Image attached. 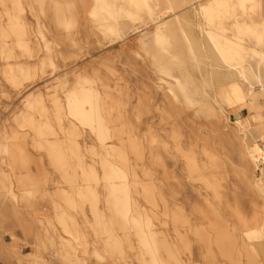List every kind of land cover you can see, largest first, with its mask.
I'll return each instance as SVG.
<instances>
[{
  "label": "rangeland",
  "instance_id": "1",
  "mask_svg": "<svg viewBox=\"0 0 264 264\" xmlns=\"http://www.w3.org/2000/svg\"><path fill=\"white\" fill-rule=\"evenodd\" d=\"M50 1L52 2L44 8V12L38 6L34 11L35 15L24 3L28 40L32 47L39 49L33 58L29 59L15 45L17 40L15 37L0 39V45L5 43L12 48L15 56L6 59L0 55V143L7 142L9 145L22 146L29 157L28 168L19 169L16 174L9 172L10 170L1 163L0 157V264H30L28 260L34 255L52 264H68L60 254L61 237H70L64 233L63 226L57 220V214L60 211L73 217L76 226L83 234V238L74 244L76 256L83 259L85 264H143L138 260L140 250L134 234L130 235V244L133 248H130L125 241L123 242L126 252L124 260L106 253L104 249L106 235L95 232V216L89 201L81 202L75 198L78 203H83V211H81L79 207L72 208L63 198L64 192L75 193L78 184L83 185L82 179H76V184L69 183L64 172L52 165L46 152L39 150L37 147L39 138L34 132L28 127H21L23 122L21 116L27 111L26 98L33 94H41L44 105L49 110L50 126L56 134L46 137L48 140L59 139L64 142L68 137L59 127L58 122L53 119L54 100L58 99L61 104L65 103L66 94L75 87L78 75L94 79L95 87L103 95L111 96L110 98L114 101L121 100L127 103L126 107H119L120 112L127 114L128 119L125 121L129 122L138 141L146 148L143 160L133 154L129 155L138 180L147 182L145 172L148 171L152 182L158 186L162 169L148 151L151 147L155 155L162 153L160 142H165L169 152L164 153L168 168L167 180L174 193L173 198L172 196L169 198L189 217L193 227L208 226V223L202 220L199 211L209 212L207 200H210L220 209L231 232L236 235L237 251H234L232 255L236 258L234 259L224 255L217 245H214V238L210 248L194 233H190L182 242L175 243L180 249L178 258L181 264H264V236L260 234L249 238L246 235L248 229L244 228L237 215L239 213L247 221H252L259 212L261 218H264V196L257 189H251L248 183L249 177H260L259 169L264 168V165L259 162L257 166L247 158L245 155L247 151L241 150L245 147L241 144L244 143L245 138L249 144L255 141L261 147L264 146V99L262 97L258 99L262 118L246 127V137L239 136V141L220 138L214 131L213 118L209 113L202 111L201 106L196 102L200 99L202 92L213 96L214 92L219 90L215 78L207 76V72H211L209 67L211 62L202 57L200 47L183 36L184 33H178L180 59L171 62L170 58L165 56L167 66L160 72L159 63L154 60L153 55L148 54L142 43L136 41L142 35L143 38L146 37L147 42L151 41L148 34L153 31L154 25L146 13L143 14L141 21L135 24L143 32L135 37H131L130 33L126 40L119 41L115 37H104L95 25L86 20L91 0H75V5L71 8L74 10V15L81 17V20H78L76 27L68 30L56 20L50 21V13L53 14L55 9H59L58 7L64 9L66 6L56 5L53 0ZM260 2L261 0L259 5L256 3L253 11L251 10V15L257 21L264 18V0L261 4ZM8 25L9 18L5 14L4 6L0 3V27L7 28ZM226 25L230 23L226 22ZM45 43L49 44V48H46ZM247 45L264 51V47H259L252 41H248ZM149 46L152 47V42ZM246 60L247 64L254 66L259 61L253 56L246 57ZM19 62L31 63L34 76L23 81L20 87H16L7 77L6 68L8 64ZM42 63L44 67H41ZM51 63L54 65L52 66ZM169 75L179 78L182 85L174 83L175 79ZM161 79L174 83L171 88L176 94L175 99L168 93L169 86L165 83L164 85ZM205 80H208L209 84ZM262 82L264 84L263 76ZM253 83L255 92L261 93L260 83ZM211 103L218 112L220 109L227 110L230 113V120L235 121V116L232 115L231 110L227 109L226 104L218 106L214 102ZM252 113L254 111L249 107L244 106L241 110L243 118L249 117ZM35 115L40 119L38 112H35ZM43 121L40 120L39 123L44 125ZM123 122L115 121L114 124L121 127ZM64 125L66 129L70 126L68 122ZM171 126H174L179 136L184 154L193 152L204 173L207 166L205 170L203 166L209 163L204 150L208 149L216 155L218 159L212 172L217 180L220 199L214 198L212 192L208 191L196 176L190 174L186 158L174 149V141L170 137ZM162 128H165L167 132L162 131ZM123 137L127 138V133ZM153 137L158 140L155 144H151ZM76 139L81 146L83 161L94 165L100 174L101 157L92 156L86 151L92 146L97 147L95 136L88 130L80 128V136ZM113 142L119 143V140ZM39 166H41L40 169ZM70 172L77 176L80 170L77 169L76 173ZM26 175H31L39 182V193L22 198V191L30 186L22 187L18 179ZM10 181L13 183L12 190L18 195L15 202L9 195ZM98 189L103 196L105 194L103 187L98 186ZM132 194L140 210L144 212L155 210V207L144 198L140 188ZM32 204L34 207L36 204L40 210L35 217ZM100 205L102 210L107 211L104 198ZM43 214L46 216H42ZM154 224L156 225V221ZM260 226V222H252L248 225L249 229H257L258 232ZM70 229H74L72 223H70ZM117 234L124 238L121 230H118ZM170 240L177 241L174 237ZM94 251L104 255L105 260H98ZM28 253L31 255L26 256ZM14 254L17 255V259Z\"/></svg>",
  "mask_w": 264,
  "mask_h": 264
},
{
  "label": "bare ground",
  "instance_id": "2",
  "mask_svg": "<svg viewBox=\"0 0 264 264\" xmlns=\"http://www.w3.org/2000/svg\"><path fill=\"white\" fill-rule=\"evenodd\" d=\"M53 1L56 5H65L66 7L64 9L58 7L59 9H55L53 14L50 13V21L56 20L67 30L76 27L81 17H76L71 8L75 5V0L73 2H71L72 0ZM91 1L87 11L88 19L86 20L95 25L104 37H115L119 41L126 40L130 33L131 37H135L143 32L135 24L141 21L144 13L150 17L151 23L154 25L153 31L148 34L151 38L152 47L149 46L150 42H147L143 35L136 41L142 43L148 54L153 55L154 60L159 63L160 72L167 66L165 56H168L171 62L180 59L179 32L184 33L183 36L200 47L202 57L211 62L209 66L211 72H207V76L215 78L219 90L214 92L213 96L202 92L200 99H197L196 102L201 106L202 111L209 113L213 118L214 131L220 138L239 141V136H247L246 127L262 118L258 99L260 97L264 99V84L262 82L264 51L247 45L248 41H252L257 46L264 47V18L257 21L251 15L254 5L256 3L259 5L260 0ZM49 2L52 1L0 0L4 6L5 14L9 18L8 27H0V39L15 37L17 39L15 45L29 59L33 58L39 49L32 47L28 40V24L24 18L26 11L24 3L35 15L34 11L38 6L44 12V8L48 6ZM226 22L230 25H226ZM42 37L45 39L44 36ZM72 41L75 42L74 39ZM45 46L49 48L48 43H45ZM13 51L5 43H1L0 55L6 59L14 58ZM251 56L259 59L255 66L247 64L246 57ZM51 65L54 64L51 63ZM41 67H44V63ZM6 71L10 82L16 87H20L23 81L34 76V69L29 62L8 64ZM166 74L168 75V72ZM169 77L175 79L174 83L182 85L179 78L170 75ZM161 81L169 86L168 93L175 99L176 94L171 88L174 83L163 79ZM205 82L209 84L208 80ZM253 82L260 83L262 86L261 93L255 92ZM110 97L103 95L95 87L94 79L85 75H78L75 87L66 94L65 103L61 104L58 99L54 100L53 119L58 122L59 127L68 137L64 142L59 139L48 140L46 137L56 134L50 126L51 118L48 108L44 105L43 96L33 94L26 98L27 111L21 116L23 121L21 127H28L34 132L39 138L37 142L39 150L46 152L52 165L64 172L69 183L76 184V179H82L83 185L78 184L75 193L64 192L63 198L72 208L79 207L81 211H83V203H78L75 198L81 202L89 201L95 216L94 230L97 234L106 235L104 249L113 257L118 256L122 260L125 259L126 252L123 242L125 241L130 248H133L130 244V235L134 234L138 240L140 250L138 260L141 263L172 264L174 262L181 264L178 258L180 249L175 243L182 242L190 233H194L210 248L214 238V245H217L227 257L234 258L232 255L234 251H237L236 235L231 232L227 220L218 207L206 198L209 212L199 211V215L203 221L208 223V226L193 227L189 217L169 198L170 196L173 198L174 193L167 180L168 168L164 153L169 152L165 142H160V147L163 149L162 153L155 155V151L151 147L148 151L150 156L158 161L162 169L158 186L152 182L148 171L145 172V176L148 178L147 182L138 180L129 155L133 154L143 160L146 148L138 141L128 124L129 122L125 121L128 119L127 114L120 112L119 107L124 108L127 103L121 100L114 101ZM211 102L218 106L223 103L226 104L227 109L231 110L232 115L235 116V121L230 120V113L227 110L220 109L218 112ZM244 106L249 107L254 113L243 118L241 110ZM35 112L40 114V119L36 117ZM40 120H44V125L39 123ZM115 121L124 122L119 127L114 124ZM65 122L70 124L67 129L64 125ZM80 128L88 130L91 135L95 136L97 147L92 146L86 151L92 156L101 157L99 161L100 174L94 165L83 161L81 146L76 139L80 136ZM228 128L230 130H227ZM161 130L167 132L165 128ZM125 133L128 135L127 138L123 137ZM170 137L174 141V149L186 158L190 174L196 176L205 188L212 192L214 198L220 199L217 180L212 172V168L218 159L216 155L208 149L204 150V154L209 160V163L203 166L204 170L207 166L206 173H204L205 171L200 169L201 167L193 152L184 154L174 126H171ZM115 140H119V143L113 142ZM157 141L153 137L151 144H155ZM241 144L245 146L241 150L247 151L245 155L249 160L256 165L259 162L264 163V146L261 147L255 141L249 144L246 138ZM0 157L1 163L11 173L16 174L19 169L28 168L29 157L22 146L9 145L7 142L0 143ZM38 168L40 169L41 166ZM77 169L80 170L77 176L72 175L70 171L76 173ZM259 170L260 177H249L248 183L251 189H257L264 196V168ZM18 180L22 187L30 186V188H25L22 191V198L39 193V182L31 175H26ZM12 184L10 181L8 189L9 195L15 202L18 195L12 190ZM98 186L103 187L105 191L103 196H101ZM139 188L143 191L144 198L155 207V210L144 212L138 208L132 193ZM103 198L106 200L104 206L107 207V211L100 208V202ZM32 211L34 217L40 212L36 204L35 207L33 205ZM237 215L244 228L248 229L246 235L249 238L260 234L264 236V218H261L259 212L252 221H247L239 213ZM42 216L45 217L46 215L43 214ZM48 219L52 218L48 217ZM57 220L63 226L64 233L70 236L69 238L61 237L60 254L63 260L68 264H85V261L77 257L75 252L74 242L83 238V234L76 226L74 218L66 212L60 211L57 214ZM154 221H156V225ZM69 222L72 223L74 229H70ZM252 222L261 223L258 228L259 232L257 229H249L248 225ZM155 226L156 228H154ZM118 230L124 233L123 239L117 234ZM172 237L177 241H171ZM185 245L187 246L186 243ZM29 255L31 254H26V256ZM94 255L100 261L105 260L104 255L99 251H94ZM15 257L17 259V255ZM24 260L27 261V259ZM28 261L30 264H52L38 255L32 256Z\"/></svg>",
  "mask_w": 264,
  "mask_h": 264
},
{
  "label": "built area",
  "instance_id": "3",
  "mask_svg": "<svg viewBox=\"0 0 264 264\" xmlns=\"http://www.w3.org/2000/svg\"><path fill=\"white\" fill-rule=\"evenodd\" d=\"M262 165H264V163Z\"/></svg>",
  "mask_w": 264,
  "mask_h": 264
}]
</instances>
